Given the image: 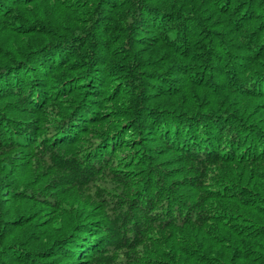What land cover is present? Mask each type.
<instances>
[{
  "label": "trees",
  "instance_id": "1",
  "mask_svg": "<svg viewBox=\"0 0 264 264\" xmlns=\"http://www.w3.org/2000/svg\"><path fill=\"white\" fill-rule=\"evenodd\" d=\"M264 0H0V264H264Z\"/></svg>",
  "mask_w": 264,
  "mask_h": 264
},
{
  "label": "rangeland",
  "instance_id": "2",
  "mask_svg": "<svg viewBox=\"0 0 264 264\" xmlns=\"http://www.w3.org/2000/svg\"><path fill=\"white\" fill-rule=\"evenodd\" d=\"M263 105H264V102H263ZM263 115H264V108H263V110L260 112L259 116H262V117H263Z\"/></svg>",
  "mask_w": 264,
  "mask_h": 264
}]
</instances>
